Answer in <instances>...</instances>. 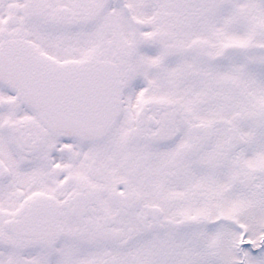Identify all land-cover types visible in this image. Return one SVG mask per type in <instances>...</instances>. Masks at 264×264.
I'll list each match as a JSON object with an SVG mask.
<instances>
[{
    "label": "snow or ice",
    "instance_id": "1",
    "mask_svg": "<svg viewBox=\"0 0 264 264\" xmlns=\"http://www.w3.org/2000/svg\"><path fill=\"white\" fill-rule=\"evenodd\" d=\"M0 264H264V0H0Z\"/></svg>",
    "mask_w": 264,
    "mask_h": 264
}]
</instances>
